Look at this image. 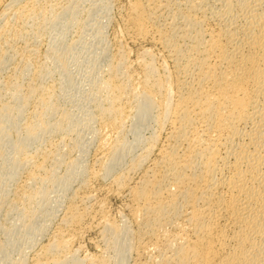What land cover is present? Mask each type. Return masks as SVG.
<instances>
[{
  "label": "bare ground",
  "instance_id": "bare-ground-1",
  "mask_svg": "<svg viewBox=\"0 0 264 264\" xmlns=\"http://www.w3.org/2000/svg\"><path fill=\"white\" fill-rule=\"evenodd\" d=\"M125 2L128 5V13L126 15L127 27H123L126 28V32H124L128 36L145 38L151 33L150 31H155L160 43L157 42L167 50V58L172 66L171 73L167 71L168 66L166 69L164 68L166 62H162L163 65L160 68H158L159 66L156 67L152 60L154 58H151L152 53H150V50L144 49L143 53L147 57L149 56L151 60L148 58L149 60H144L141 63L143 66L141 71H144V73L142 72L143 77L141 76L142 78L140 77V81L137 83L141 89V91L138 89L140 91L138 93L136 87L134 88L136 85H132L136 82L135 78L127 73V55L118 52L117 57L115 55H111L115 57H110V54H107L108 52L103 53V55L92 51L95 46L100 47L102 52L108 47L107 44H104L106 42L103 36L105 23H103L104 26L100 22L98 26L93 27L81 23L80 27L82 28H78L82 29V32L85 33L90 26L93 29L91 32L93 41L91 43L86 44L87 38L85 43L81 41V37H87L85 36L86 33L82 34L83 36L80 34V42L75 40L76 44H69L66 37H59L57 41L62 43L64 54L70 55V57L76 58L86 49L85 56L87 58L84 63H88V72L82 75L78 74V76H81L80 80L89 78L87 80H89V86L91 85V87L87 93L77 94L78 98L76 99L71 98L68 100L66 98L69 108L62 110V116L59 120H55L58 122L53 124L52 127L54 131L59 130V133L60 130L74 132V130L80 128H91V122L101 119H105V122L114 126V128L115 126L120 127V124L124 122L123 120L129 114L128 108L125 109L124 106L126 102H124V98L128 94H132V96L138 98V101H136L138 103L137 109L135 108L136 113L134 111V118L138 126L134 136H136V141H139L138 144L141 143L138 146L144 147L142 154L138 155L139 153H137L138 157L135 161L132 158L136 155H132L134 157L130 156L129 161H132L133 168L143 164V161L154 151L155 144L159 141L157 139L161 135L157 134V131L155 133L153 131L155 129L152 130L151 128L154 125L161 130L165 125L169 127L167 137L165 135L166 143L164 142V145L159 146L157 158L152 159V161L154 160L153 163L150 162L151 166L149 164L146 170L143 169L145 172L144 174L141 173L143 176H140L141 178L137 183L129 187L128 191H125L126 194L129 193L131 198L130 212L128 213H130L133 223L136 224L135 230H131L135 241L133 242V238H131V235L129 236L131 233H129L128 226H126L129 224L118 225L115 222L116 220L106 218L109 215L105 217L106 213H103L105 217L102 225L104 234L109 236L111 245L115 249V259H113L115 263H112H126V257H130L128 255L129 251L136 250L139 252L143 250L147 252L146 249L149 250V247L152 246L151 250L153 249V253H155V257L153 256L154 264H264V0H125ZM79 4L81 3L79 2ZM82 7L84 8V6ZM99 7L102 10V16L108 13L109 5L107 2L104 5L100 4ZM29 9L36 10L31 7ZM22 10H19L18 15L15 13V18L18 17L17 21L25 15L24 9ZM43 10L46 9L43 8ZM93 10V7L89 10L90 16ZM39 11L41 13V10ZM77 11L76 7L72 6L59 14L62 17H67L68 21H64L67 28L71 27L72 24H76V22L79 24L80 20L78 21L75 17ZM22 18L24 16L20 18V21ZM32 20L34 21V18ZM74 27L75 25L71 28L74 29ZM9 28L11 30L12 27ZM11 31L8 29L10 36ZM3 34L5 33L1 35L3 36ZM4 41L3 39L2 43ZM83 41L85 40L83 39ZM2 43L0 42V44ZM118 51L120 50L118 49ZM63 57H59L57 63L56 61L55 63L58 64V67L64 69L63 82L70 86L78 76L76 78L75 75L71 76L68 70L69 64ZM81 67L83 68V66ZM40 68L42 69V67ZM104 69L109 71L106 70L109 73L108 77L104 78L94 74V71L96 73V71H104ZM161 69H163V74ZM108 73H105V75ZM118 75L120 77L124 75L123 80L118 81ZM48 76H50L49 73ZM133 78L135 82L133 81L134 83L131 84ZM18 85V83L17 85L14 83L13 86L10 85L12 86L10 89L9 87L6 88V90L11 91L14 105L12 103L7 104L9 100L7 103L3 102L6 104L2 103L3 107L0 106L2 107L0 109L2 118L0 130L8 122H13L14 125L19 124L24 117L25 107L27 104L29 105V100L36 93H40H38L37 86L35 85V87L32 84V87L28 85L30 86L28 91L25 90L27 93L22 94L24 92H20V85ZM40 89L42 91V88ZM41 93L44 94L43 91ZM52 95L56 97L54 94ZM135 97L132 99L134 102ZM37 99L39 98L37 97ZM40 99L41 102L39 100L40 103H38L41 104L42 110L40 113V108L38 109V113H40L38 115H41V118L37 117V121L34 120V123L26 125L24 136L19 137L15 142L16 151H21L22 148L21 146L18 147L17 144L23 143L24 146H27V142H33L38 133L48 131V127H45L46 116L49 113H56L58 109L62 108L61 104H59L61 107L59 108V102L56 104V100L52 96L45 95ZM89 104L95 105V113L85 111V116H82V114L81 116H75L79 113L77 112L79 108L84 110L83 108L86 109ZM35 111H37V108ZM134 113L132 112V114ZM30 122H32L31 119ZM96 124L101 126L100 123ZM122 128L120 127V129ZM148 129H151L154 133L146 138L144 132ZM118 131L116 132L117 135L120 134ZM96 133H98V130ZM93 135L94 133L91 134V136ZM158 135L160 136L158 137ZM124 136L125 140L126 137ZM79 139L78 137L76 141L73 139L75 143H72V146L69 143L71 147L68 150L70 152L77 149L79 153L82 152V156L72 158V155H68L71 153H62L65 152L62 150L66 146L60 152L61 141L57 142L61 147L59 149L57 147L54 151L52 149L50 153H47L51 157L49 161H52V163L49 162V166L44 165V162L47 163L48 161L47 154L46 159L42 160L43 163L41 160V163H38L36 170L39 169L43 173H41V177H38L39 171L36 173L39 172L38 175L34 174L36 170H32L34 173L30 177L31 172L27 174L29 177H27L28 182L33 181L35 183V189L32 188L33 192L28 190L30 193L23 195L22 204L19 203L20 199L19 202L16 200L15 202L13 199L15 203L9 200L12 202L9 205L10 209L15 213V216L13 217V226L6 230L4 241L0 242V264H4L2 256L7 254V247L14 246L20 238H24V240L27 238L30 243L35 240L33 238L39 233L43 234L42 231L45 227L43 225L49 222L47 221L48 218L51 221V214L55 212L54 210H57V202L61 200L65 193L68 195L67 191L71 184L86 172L88 165L85 167L84 158L82 157L84 155L83 151L88 145L84 140ZM116 139L114 138V142H116ZM102 140L101 143H103ZM103 141L107 142L105 139ZM125 142L119 139L116 144L112 141L114 144L112 147L110 144L111 151L109 149L110 152H107V156L105 155V158L109 159L108 161L105 160L106 163L104 161L105 165L102 167L106 174L111 175L110 173L117 170L116 167H121L118 166L121 163H125L124 166L130 163H127L128 160L124 161V159L131 155V149L135 141L133 144ZM160 142L162 143V141ZM101 143L99 144L101 145ZM155 150H157V147ZM23 157L27 156L24 154ZM19 158L12 166L6 184L12 183L11 180L16 177L23 165L27 168L25 164L32 163L30 159L21 162ZM34 159L33 163L36 161ZM33 163L32 166H34ZM61 168H65L63 174L58 173ZM122 168L124 167H121V170ZM133 168L130 170L131 174ZM126 171H128V168L125 169ZM27 172L29 171L27 170ZM104 172H102V175ZM86 173L88 174V171ZM91 173L89 172V175ZM95 175H97L96 172ZM127 175L118 174L113 176L115 177L113 178L115 185L118 187L125 186V182L130 179L129 177L127 179ZM80 179L82 178L80 177ZM23 182H26V180H23ZM84 183H86V179ZM52 184L57 186L59 191L51 190ZM27 187L25 189H29L30 186ZM21 188L23 187L21 186ZM21 188L19 187L20 190H22ZM122 189L124 192L125 189ZM52 191L59 192L56 205L53 204ZM19 192L21 194L23 190ZM18 196L20 195L18 194L16 198ZM73 197L71 201L74 200ZM75 198L77 199V197ZM74 204L71 202L68 205V209L65 210L66 213L64 212V218H62L67 226L72 225L75 227L76 224L82 221L83 213L86 214L87 212V210H83V213L80 212L78 206ZM40 221L42 225L41 223L39 225ZM46 226L48 225L46 224ZM71 229L70 226V231ZM106 235L104 236L107 237ZM66 236H68V233ZM71 239H67L62 234L56 235L54 241L51 239L52 243L50 242V244H47L48 246L42 247L43 252L48 254L50 258L44 256L47 261L43 262L41 258L43 263L36 260L39 262L36 264H84L88 260L92 262L95 256L91 255L89 257L87 255L83 259L76 256V250L74 251L70 245ZM145 241L150 242L151 245L146 247ZM110 250L112 251V249ZM43 252L40 253L43 254ZM110 258L112 259V257H109L107 260ZM105 260L98 258L97 262L106 264ZM149 260H151L150 257ZM23 262L22 259L21 263L18 264H23ZM93 263L96 264V261Z\"/></svg>",
  "mask_w": 264,
  "mask_h": 264
},
{
  "label": "rangeland",
  "instance_id": "rangeland-1",
  "mask_svg": "<svg viewBox=\"0 0 264 264\" xmlns=\"http://www.w3.org/2000/svg\"><path fill=\"white\" fill-rule=\"evenodd\" d=\"M104 1L107 2V4L109 5L108 13H106L107 16H105L106 14L104 16H102V10H100V7H99L100 4L104 5V3H105ZM104 1L103 0H41V1L40 0H35V1L34 0H0V33L1 34L5 33V34H3V36L0 34V36L2 37V38L0 37V42L2 43V40L3 39L5 40L2 44H0V106L3 107V104H6L9 100L11 101V99H12V101L11 102L9 101L7 104H11L12 102H14L13 98L11 96L12 95L11 91L9 90L13 86L14 83L16 85H17V83L20 85V87H19L20 92L21 91L24 92L22 94L27 93V92H25V90L27 89L26 91H28L30 86L32 87V84H33V86L36 85L37 87L36 86L35 87L38 88V93L40 92L39 94L36 93V95L29 100V102H28L29 105L27 104L28 106L26 105V107H25V112H27V114H25V112H24V117L20 121L19 124L17 123L16 125H14L13 122H10V123L8 122V123H5V126L0 130V199H2V200H0V242L4 241V239H5L4 237H6V233H5L6 230L13 226L12 222H13V219H14L13 217L15 216V213L10 209V206H9L10 202L11 201L13 203H15L16 201L19 202V199H20L19 203L22 204L23 195L30 193L29 191L33 192L32 188L35 189V183L33 181H30V183H29L27 179L30 177V175L32 173H34L32 170L35 171L36 168H38V165H39L38 163L40 162V160L43 163L42 160L46 159L45 158V157H47L46 154L50 153L51 152L50 150L53 149L52 151H54L57 149V147L59 149L61 146L62 147L59 149V151L62 150L64 148V146H66L65 148H67V149L65 150V148H64V150H62L65 152H62V151H60V152L68 154V152H69L68 149H70V147L73 145L72 143H75L74 140L76 141L77 137H78V139H79V137H81L79 140H84L85 143H87V145H88V146H86V149L83 151L84 155L82 157V158H84L83 163H84L85 167H87V165H88V167H87L88 170L86 168V172L88 171V174L85 172L87 174L86 178H85V175H86L85 173L83 175H81L80 177L82 179H80V177H79L76 181H74L71 184L69 190L67 191L68 195H66L67 193H65V195L62 196L61 200L59 202H57V205H58L56 208L57 210H54L55 212L51 214L52 217L49 215V217H51V221H50V218H48L49 220H47V221H49V222L48 223L46 222V224L48 226H46V224L43 225L46 227V228L45 227L43 228V231H45V232L42 231L43 234L39 233V235H37L36 237L33 238L35 240L31 241L30 243L28 242L27 238H25V240H24V238H20L18 241L15 242L14 246H12L10 248L7 247V254H6L7 256L6 255L2 256L4 264H18L19 262L21 263L22 259L24 261L23 264H36V263H39L41 261V258H42L43 262L44 261L46 262L47 259L45 257H47V256H48L47 258H50V257L48 254L43 252L42 247L48 246L47 244H50L51 239H52V241H54L56 239V235H59V234H62L67 239L72 238L71 239L72 241L70 240V245L74 251L76 250L75 254L78 258H82V259L84 257L86 258L87 255L89 257L91 255L95 256V257H93L92 262H91V260H88V262H85L84 264H95V263H93L95 261H96V264H99L97 262L98 258H101L103 260H105V259L107 260L109 257H112V259L110 258L107 261L105 260L106 264H107V262H108V264H113V263H115L114 262L115 260H113V259H115V256H114L115 255V249L111 245V240H110L109 236L104 234V228L102 226L104 224V222H103L104 218L107 215H109L106 218H109L113 221L116 220L115 222L118 223V225H126V223L129 224V225H126V226H128L127 227L128 230L130 231L129 233L132 232L131 231L132 229H133V231L135 230L136 224L133 223V221L131 220V217L129 215L130 213H128V212H130L129 208L131 205V200H130L131 198L129 196V193L126 194L125 191H128L129 187L134 186L137 183L139 178H141L140 176H143V175H141V173L144 174V172L148 168V165L150 164V162L152 164L153 161L155 160V158H157V156H158L157 153L159 151L158 148H160L161 145H164L166 143L165 138L168 135L167 132L169 131V127L167 125H165L164 127H162V130H161L158 126L154 125L153 127H155V126L156 127L151 128L152 130L155 129L153 131L155 133L157 131V134H160L161 136L158 135V137L160 136L159 137L160 139L159 138L157 139L159 141L157 142V144H155L156 146L154 147V151L155 152L157 151V152L156 153L154 151L151 152V154H150L151 156L149 155L148 158H146L147 160L145 159L144 160L145 162L143 161V164H141L143 166L140 165L141 169L139 168L140 166H138L137 168L136 167L133 168L132 161L131 162L129 161L131 157H134L136 155V157L132 158L133 161H135L137 159L138 155L142 154L143 153L142 151H144V149H143L144 147L140 145L141 146V148H140V146H138L141 143L138 144L139 141H136V136H134L135 131L137 130L136 127L138 126V125H136L137 123H136V120L134 118V115H135L136 109H137V105H138V103L136 102V101H138V98H136L135 96H132V94H128L127 96H125L126 100L124 98V102L126 101L124 103L125 109L128 108L127 111L129 110L128 113L131 115L128 114V116L125 117V119L123 120L124 125H122L123 123L120 124V127L121 128L123 127L122 129H120L119 126H115V128H114V126L108 125L105 122L106 121L105 119H101L99 121L97 120L96 122L95 121L91 122L90 123L91 128L90 127L89 128H83L84 130L80 128L79 129V130H81L80 133H79L78 129L76 131L74 130L75 133L73 131L72 132L71 131L65 132L66 130H60V133L58 132L59 130L58 131L55 130V131H57L55 133L54 129L52 128L53 124H56L58 122L55 120H57V119L59 120L60 117L62 116V110L64 111V109L67 110V108H69L67 101L71 98L72 99L78 98L77 94L83 95V94L87 93V91L91 87V85L89 86V84H90L89 80H87L89 78L80 80L79 78H81V76H78V74L82 75L85 72H88L87 71L88 63H84L85 59L87 58L85 56L86 49L84 51H82L80 53V56H78L76 58L70 57V55L67 56L63 52L62 43L57 41V39L59 37H62V38L66 37L69 44H76L75 40H77V42H80L81 35L82 34L84 35L86 33L85 36H87V37L84 38V36L82 35L83 37H81V41L85 43L86 38H87L88 40H87L86 44H89V42L91 43L93 41L92 40L93 37L91 34L93 29L91 28V26L92 27L98 26L100 22L102 24L105 23V26L103 24V26H104L103 36H104V39L106 40V42H104V44L105 45L107 44L108 47H106L107 49H105L102 52L100 47L95 46L92 48V51L94 53H100V54H103V53L105 54L108 52L107 54L108 55L110 54L109 55L110 57H115V56L117 57L118 52H122L123 54L127 55L128 58L126 57V60H127L126 64H127L128 68H126V69H128V71L127 70L126 71L128 74L130 73V75H132L135 78L136 82L134 81V78H133V79H131V81H132L131 84L134 82L136 83V84L134 83L132 85L133 86L136 85V86H134V88L136 87V91L138 93L141 91V89L139 87L140 85L137 83L140 81V77L141 76L143 77V73H144V71H141V69L143 70V68H142L143 66L141 63L144 60H147L149 58V56L147 57L143 53L144 49L148 50V51L150 50V53H152L151 58L152 57L154 58L152 60H153V63L155 64L156 67L159 66L158 68H160L161 65H163L164 62H166L164 64L165 65L164 68L166 69V67L168 66L167 68L168 69L170 68V70L167 69V71H169V72L172 71L171 62L167 58L168 57L167 50L164 49V47L161 44H159L160 42L157 38L158 36L155 33V31H150L151 33H149V35L145 38H143V37L138 38L136 36L133 37L132 35L128 36V34L125 33L126 28L124 29L123 27H127V20H126L127 19L126 15L128 13L127 2H125V0H104ZM35 2L37 3V5ZM77 2H78V4H77ZM79 2L81 4H79ZM35 5H36V7H35ZM80 5L84 6V8ZM72 6H75L76 10H78L75 13V17H76V19H78V21L80 20L79 24H78V22H76V24L71 25L72 28H73V25H75L74 29H72L70 26H69L70 28L69 27L67 28L66 23L64 22V21H68L67 17H65V16L62 17V15H59L60 13H62V11H64L68 7H72ZM91 6L94 8V10L91 11L92 15L90 16L89 10L92 9ZM21 7H23V8H21ZM28 7L33 8V10L35 8L36 12L32 11V9H29ZM25 8H26V11H25ZM39 8H41V9H39ZM43 8L46 9L45 10L46 12L43 10ZM18 9L20 11L22 9H24V14L25 15L27 14L26 16H28L29 18L26 17L25 15H23L24 18L21 19V21L23 20V22L20 21V18L23 16H21L17 21L18 17L15 18V16L18 15V12H19ZM83 9H85V10H83ZM39 10H41V13ZM15 13H16V15H15ZM39 13L41 16L39 15ZM103 17L105 18V20ZM106 17L108 18V21H107ZM33 18H34V21L32 20ZM39 18H41V19H39ZM36 19H38L39 21ZM102 20H103V22H102ZM81 23H85L86 25L88 24L87 26L91 25L85 33L82 32L83 31L82 29H79V28H82V27H80V25H82ZM77 24H78V26H77ZM9 27L13 28V29L11 28L12 31L10 30ZM76 27L77 28L79 27V28L77 29ZM4 28L7 30L5 31ZM8 29H9V31H11V36L9 35L10 32L8 33ZM2 30L5 32H3ZM153 33H155V34H153ZM4 36H5V38L7 37L6 38L7 40L4 38ZM88 37L90 38V41H89ZM82 38L85 41H83ZM117 48L120 51H118ZM116 52H117V54H116ZM87 53H88V51H87ZM143 54H144V56H143ZM111 55H115V56H111ZM61 56L62 57L64 56L65 57L64 60H66L68 62V64H69L68 70H69V73H71V76L75 75V78L78 76L75 80H73L72 85H70V86H68L66 83L63 82L64 75H65L64 71H63L64 69H61L60 67L57 66L58 64H56L58 61V58ZM151 58H149V59L151 60ZM55 61H56V63H55ZM159 63H161V64H159ZM37 66H38V68H37ZM81 66H83V68ZM40 67H42V69ZM35 70H37V71H35ZM100 70H103V69H100ZM106 70L107 69H104V71H100V72L96 71V73L94 71V74L99 75V76H103L105 78V77H108V75H109V73H108L109 71L107 70L108 72H106ZM38 71L43 73V74H41V73L39 74ZM51 71L53 72L52 73L53 75L51 74ZM167 71L165 70V72H167ZM46 72H48L50 76H48V73H46ZM161 72L163 74V69H161ZM169 72H167V74H169ZM44 73H46V74H44ZM105 73H108V74L105 75ZM94 74L92 73V75H94ZM123 76L120 77V75H118L119 80L118 79L117 80L118 81L123 80ZM85 80H87V81H85ZM10 85H12V86H10ZM28 85H30V86H28ZM8 87H9V89L6 90V88H8ZM40 88H42V91L44 92V94L48 91L45 95L52 96V98L54 100H56V102L55 101L54 102L56 104L59 102L58 106H59V104H61L62 108L59 106V108H61V109H58L57 110L58 112L49 113L46 116L45 127H48V131L38 133L35 136V140L33 142H31V143L27 142V146H24L23 143L17 144L18 147L21 146L23 149L21 148V151L20 150L16 151L15 146H14L15 142H17L16 140L19 137L24 136L25 130L28 126L27 124L34 123V120L37 121L36 120L37 117L41 118L40 117L41 115H38L41 113V110H42L41 104L39 105V103L41 102L40 98H42L45 95L43 93H41L42 91ZM138 89L140 91H138ZM77 91H78V93H77ZM7 92H8V94H7ZM40 94H43V95H40ZM52 94H54V96H56V97H53ZM9 96H11L10 97L11 99L9 98ZM36 96L39 99H37ZM39 96H42V97H39ZM128 97H130L131 100H129L130 98H128ZM134 97L136 98L135 99L136 104L132 100V99H134ZM39 100H40V102H39ZM129 101H131L132 103H130ZM3 102H6V103H3ZM34 104H37V105H34ZM129 104H131V105H129ZM12 105H14V104L12 103ZM34 106L37 108V111H35L36 108ZM2 107H0V109ZM28 107H30V108H28ZM95 108H96L95 105L89 104L86 109L83 108L84 110H81L79 108V110L77 112H79L80 114L77 113V115H75V116H81V114H82V116L83 115L85 116V111H87V112L90 111V113H92V112L95 113L94 112L96 110ZM38 109L40 110L39 111L40 113H38ZM31 111L34 114H36V113L37 114L34 115ZM134 111H135V113H134ZM28 112H30V113H28ZM132 112L134 114H132ZM27 115H28L29 119H28ZM29 115L31 117L32 116L33 117L31 118ZM57 116H58V118H57ZM132 116L134 119L132 118ZM126 118L127 119L129 118L128 121ZM1 119L2 118L0 115V124H1ZM30 119L32 122H30ZM125 120H126V122H125ZM101 122H103L104 124L103 123L101 124ZM96 123H100L101 126L99 124H96ZM104 125L106 126L105 128H104ZM124 127H125V129H124ZM110 128H112V129H110ZM100 129H101V131H100ZM118 129H120L121 131L123 130V132L121 133V131L120 130L118 131ZM151 129H148L146 132H144L145 133L144 137L147 136L146 138H149L151 133L152 134L154 133ZM97 130H98V133L101 134L100 136L98 133H96ZM62 131L65 132V135H64V132H62ZM77 131H78L79 135L77 134ZM117 131H118V133H120L122 135H120V134L117 135L116 134ZM133 131H134V133H133ZM93 133H94V135L91 136V134H93ZM95 133H96V135H95ZM124 134H125V136H124ZM165 135H166V137H165ZM68 136L69 137L71 136V137L69 138ZM94 136L96 137V139ZM97 136L100 138H98ZM123 136L126 137L125 140H124ZM92 137H93V139H92ZM102 137L107 142H104L103 141L104 139ZM116 137H118V138L116 139ZM114 138L116 139V142H114L115 141ZM133 138H134V140H133ZM119 139L126 141L125 143H128V144H133V142L135 141L137 146L134 143L135 145L133 144V148L131 149V155H128V157H126V159H124V161L128 160L127 163L130 162L131 164L128 163L127 165L124 166L125 163H121L122 165L120 164L118 166L124 167V168H122V170H121V167H116L115 169H117L116 170L117 172L114 170L115 173L112 172V173H110L111 175H108L104 172V168H102L109 159V158H105V155L107 156V154L111 151V148H109L110 144L112 147L114 145L113 143L116 144ZM142 139L144 140L145 138H142ZM101 140L103 143H101ZM111 140L113 141V143ZM60 141L62 143H65V144H62ZM129 141H130V143H129ZM160 141H162V143ZM57 142H60L61 146ZM69 143L71 146H69ZM99 143H101V145L104 146V148H102V146ZM54 144L55 145L58 144V145L55 146ZM156 147H157V150H155ZM107 148H108V150H107ZM134 148L136 149V151ZM109 149H110V151H109ZM141 149H143V150H141ZM24 150H25V152H23ZM139 150H141V151H139ZM74 151L75 150L70 151L69 153H71V154H68V155H70V156L72 155L71 156L72 158L82 156L81 151H80V153L77 149L75 152ZM72 152H74V154H72ZM21 153H24L25 156H27V157L24 158L23 157L24 154H21ZM137 153H139V154L137 155ZM29 155H31L33 157H31ZM47 155H48V157H47L48 161H47V163L44 162V165L46 164L47 166H49L50 163H52V161L51 162L49 161L51 157L49 156V154H47ZM109 155H108V157H109ZM132 155H134V156H132ZM18 158L21 162L23 160L25 161L27 159H30V160H32V163H33L34 158L36 159V161L34 159V161H35L33 163L34 166H32V163H29V165L25 164L27 166V168L23 165V167L19 169L20 171H18V174L19 173L20 174L19 175L17 174L16 177H14L11 180L12 183L10 182L11 184H6L7 178H8V176H10V173L12 171V166L15 164V162L18 160ZM21 158H23V159H21ZM152 159H154V160L152 161ZM105 160H107V161H105ZM104 161H105V163H104ZM35 164H37V165H35ZM151 164L149 166H151ZM34 167H35V169H34ZM126 167L128 168V171L125 172V169H127ZM132 168H133L134 174H133V171L131 174L130 170H132ZM143 169H145V170H143ZM27 170L29 172H27ZM89 170H91L92 173ZM37 171L40 172V174L38 172V174L40 176L38 174H36ZM120 171H122V172L124 171V172L122 173ZM64 172H65V168H61L58 173L63 174ZM89 172L91 173L90 174L91 176L89 175ZM95 172L99 176L95 175ZM102 172H104L103 175H102ZM41 173L42 172L39 169H37L34 174L38 175V177H41V175L43 174V173L42 174ZM99 173H101V174H99ZM27 174H29V177ZM116 174L117 175L118 174L119 175L125 174V175H127V179H128V177L130 178L129 180H127L125 182L126 183V184H124L125 186H119L118 187L117 185H115L114 180H113V178H115V177H113V176H117ZM85 179H86V183H84ZM23 180H26V182H23ZM130 181H132V182H130ZM25 184L27 186H30L29 189H25V187L28 188ZM21 186L23 188H21ZM19 187L23 190V192H22V190L19 189ZM126 187H127V189H126ZM17 188H18V190H17ZM50 188H52L51 190L55 189V191L56 190L59 191V188L53 184L51 185ZM122 188L125 189L124 192H123ZM118 189H120V190H118ZM19 191H21L22 193L20 194ZM15 192H17L20 195V196H18V198H16V196L18 194L17 193H16L17 195L14 194ZM54 192L52 191L51 194H53L52 195V200L54 202L53 204L56 205V201L58 199L59 192H55V193ZM117 192H119V193H117ZM21 195H22V197H21ZM72 197L74 198L73 201H71ZM75 197H77V199ZM13 199H14V201L15 200L16 201L14 202ZM75 199H76V201H75ZM9 200H11V201H9ZM70 201L73 202V204H74V202H77L74 205L78 206L77 208H78V210H80V212L83 213V210L84 211L87 210L86 214H85V212L83 213L84 216H83L82 221L79 222L78 224H76L77 226L75 225L76 228L72 225L67 226V223H65L63 221L64 219H62V218H64V214L66 213L65 210L68 209V207H69L68 205H70V203H71ZM127 205H129V206H127ZM103 213H106L105 217H104ZM101 219H103V220L101 221ZM124 221H125V223H124ZM40 223H41V221L39 222V225H40ZM121 223H124V224H121ZM41 225H42V223H41ZM70 226L72 229L74 227V229L73 230L71 229V231H70ZM59 227H61L63 229H61ZM66 227H67V229L69 228L68 232H67ZM131 227H133V228H131ZM67 233H68V236H66ZM40 234H41V236H40ZM70 234H73V235H70ZM103 234L106 235L109 239L107 237H105ZM130 235H131V238H133V242H134L135 238L133 237V234L131 233V234H129V236ZM53 237H54V239H53ZM102 237H104V238H102ZM106 238L108 239V241L110 240L109 241L110 243L107 241ZM146 242L147 241H145L146 247H148V245L149 246L151 245V244H149L150 242H147V243ZM8 248L10 249L9 251H8ZM151 248H152V246L149 247V250L147 248L146 249L147 252L143 251V250H141L143 252H141V251L137 252L136 250L129 251V253H131V252L132 253L131 254L128 253V255L130 257H126L127 262L126 263L124 262L123 264H151L152 262H153L152 264H154L153 256L155 257V253H153V249L151 250ZM110 249H112V251ZM41 251L43 252L44 255L42 253H40ZM135 254H137V255H135ZM144 254H146V255L144 256ZM148 254H150V255L152 254V255L150 256ZM34 257H35V259H34ZM96 257H98V258H96ZM138 257L140 260L138 259ZM149 257L152 260V262H151V260H149ZM36 260L37 261L40 260V261L37 262ZM147 260L149 262H146Z\"/></svg>",
  "mask_w": 264,
  "mask_h": 264
}]
</instances>
